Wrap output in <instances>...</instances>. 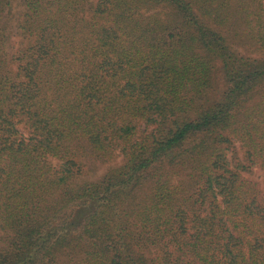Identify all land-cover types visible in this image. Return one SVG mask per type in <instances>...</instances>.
<instances>
[{
    "label": "trees",
    "instance_id": "obj_1",
    "mask_svg": "<svg viewBox=\"0 0 264 264\" xmlns=\"http://www.w3.org/2000/svg\"><path fill=\"white\" fill-rule=\"evenodd\" d=\"M0 264H264V0H0Z\"/></svg>",
    "mask_w": 264,
    "mask_h": 264
},
{
    "label": "rangeland",
    "instance_id": "obj_2",
    "mask_svg": "<svg viewBox=\"0 0 264 264\" xmlns=\"http://www.w3.org/2000/svg\"><path fill=\"white\" fill-rule=\"evenodd\" d=\"M109 167H111V166H109ZM106 168V167H105ZM108 168V167H107ZM107 168H106V170H107ZM104 169V168H103ZM103 169H101V170H103ZM101 170H92L93 172H91V174H90V177H95V176H98V174H99V172L101 171ZM105 170V171H106ZM104 171V170H103Z\"/></svg>",
    "mask_w": 264,
    "mask_h": 264
}]
</instances>
